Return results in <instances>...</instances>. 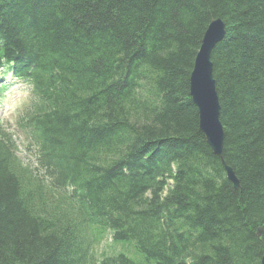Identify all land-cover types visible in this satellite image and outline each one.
Returning <instances> with one entry per match:
<instances>
[{
	"label": "trees",
	"instance_id": "16d2710c",
	"mask_svg": "<svg viewBox=\"0 0 264 264\" xmlns=\"http://www.w3.org/2000/svg\"><path fill=\"white\" fill-rule=\"evenodd\" d=\"M217 18L220 157L188 93ZM0 38L6 62H27L20 77L34 87L21 114L39 129L26 151L0 131V264H260L264 0H0ZM40 154L65 161L61 180ZM111 231L117 256L85 245Z\"/></svg>",
	"mask_w": 264,
	"mask_h": 264
},
{
	"label": "water",
	"instance_id": "95a60500",
	"mask_svg": "<svg viewBox=\"0 0 264 264\" xmlns=\"http://www.w3.org/2000/svg\"><path fill=\"white\" fill-rule=\"evenodd\" d=\"M224 32V23L220 19H214L208 24L189 74V96L197 109L199 129L212 153L218 157L221 156L224 134L219 120L220 105L212 76L210 53L223 38ZM222 164L227 179L236 188L238 180L234 172L223 161ZM260 264H264V254Z\"/></svg>",
	"mask_w": 264,
	"mask_h": 264
},
{
	"label": "bare ground",
	"instance_id": "6f19581e",
	"mask_svg": "<svg viewBox=\"0 0 264 264\" xmlns=\"http://www.w3.org/2000/svg\"><path fill=\"white\" fill-rule=\"evenodd\" d=\"M204 33H205V31L203 32V35H204ZM203 35H202V37H201V39H200V42H199V46H200V44H201V42H202V38H203ZM198 49H199V47H198ZM198 49H197V51H198ZM4 51V45H3V41H2V38H0V59H10L6 54H5V52H3ZM197 53V52H196ZM211 54V53H210ZM196 55V54H195ZM17 57H18V55H16ZM20 58H22V59H30V58H28V57H25V56H22V57H20ZM195 58V57H194ZM129 82L130 81H121V87H129L130 86V84H129ZM201 131V130H200ZM202 132V131H201ZM203 134V133H202ZM203 137H204V135H203ZM205 139V138H204ZM208 145V144H207ZM210 148V147H209ZM225 164V163H224ZM222 167H223V164H222ZM223 170H224V167H223ZM224 173H225V171H224ZM225 176H226V173H225ZM227 178V177H226ZM156 180H159V182H160V189L162 190V191H166L167 189H166V187H167V185H168V181H170V178H168V180L165 182V179H163V178H160V179H156ZM148 181V180H147ZM165 182V183H164ZM164 183V184H163ZM141 185H143V184H141ZM140 185V186H141ZM146 185L148 186V191H149V193H152L154 190H153V186H154V184L153 183H150V182H147L146 183ZM163 195V194H162ZM60 210V209H59ZM141 208H139V209H135V210H133L132 212L133 213H137V214H139L140 212H141ZM61 211V210H60ZM51 212H53V209L52 208H48V209H46L45 211H44V216H48V215H50V213ZM146 221H150V219H149V217H146L145 218V220H144V223L146 222ZM136 223H138V222H136ZM143 223V224H144ZM142 223H139V224H134L133 225V228L135 229L137 226H139V225H143ZM137 228H139V227H137ZM137 228H136V230H137ZM138 231V230H137ZM145 234H150V232L148 231V233H145ZM146 238H148L147 236H145ZM103 241L104 240H100V241H96V243H103ZM86 246H88V247H91L90 246V243L89 242H86V244H85Z\"/></svg>",
	"mask_w": 264,
	"mask_h": 264
},
{
	"label": "clouds",
	"instance_id": "9594fccd",
	"mask_svg": "<svg viewBox=\"0 0 264 264\" xmlns=\"http://www.w3.org/2000/svg\"><path fill=\"white\" fill-rule=\"evenodd\" d=\"M13 65L9 62L0 61V100L7 99L6 93L10 91L11 87L15 85H9L5 83L7 73L11 70ZM20 77H13V80L18 84L21 82ZM28 88L34 87L30 82L27 83ZM27 95V93H25Z\"/></svg>",
	"mask_w": 264,
	"mask_h": 264
},
{
	"label": "rangeland",
	"instance_id": "374dc122",
	"mask_svg": "<svg viewBox=\"0 0 264 264\" xmlns=\"http://www.w3.org/2000/svg\"><path fill=\"white\" fill-rule=\"evenodd\" d=\"M32 41H34L35 43L37 42L36 39H34ZM34 51L38 52L36 50V48L34 49ZM16 95H20V92H17L16 89H13V92H11L10 97H8V99H7V103H9V106L5 105V107H6L5 108V114H7L6 117H11V113L13 112L14 107L12 105H10V103H12V101L15 99ZM3 104H6V103H3ZM158 165H159V162L156 164V166H158ZM144 171H151V170H148L145 168Z\"/></svg>",
	"mask_w": 264,
	"mask_h": 264
}]
</instances>
